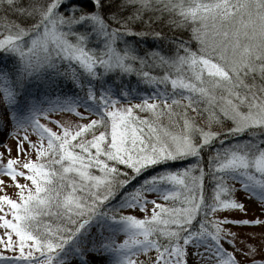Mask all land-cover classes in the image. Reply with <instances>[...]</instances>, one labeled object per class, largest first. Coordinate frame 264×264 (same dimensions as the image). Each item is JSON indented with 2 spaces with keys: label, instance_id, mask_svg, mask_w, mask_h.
I'll return each instance as SVG.
<instances>
[{
  "label": "snow or ice",
  "instance_id": "1",
  "mask_svg": "<svg viewBox=\"0 0 264 264\" xmlns=\"http://www.w3.org/2000/svg\"><path fill=\"white\" fill-rule=\"evenodd\" d=\"M63 4L0 0V52L18 64L0 69L13 89L3 90L0 120L19 138L18 155L0 153V165L34 186L17 181L18 199L0 195V264H139L133 255L150 250L151 264H264V232L241 240L225 226L264 220L218 215L246 212L250 194L264 215V0ZM182 27L195 49L171 34ZM127 36H150L156 46L139 49ZM110 72H135L154 91L121 103L131 93L106 82ZM30 78L59 94L20 99L15 89ZM68 80L79 95L60 92ZM57 111L78 119L53 120ZM25 143L40 159L20 160ZM187 157L194 162L185 168L169 167ZM149 203L142 218L122 211L147 212Z\"/></svg>",
  "mask_w": 264,
  "mask_h": 264
},
{
  "label": "trees",
  "instance_id": "2",
  "mask_svg": "<svg viewBox=\"0 0 264 264\" xmlns=\"http://www.w3.org/2000/svg\"><path fill=\"white\" fill-rule=\"evenodd\" d=\"M73 3H77V4H80V6L88 8L89 6H91L92 0H64L63 7L64 8L70 7ZM65 14H67V13L65 12ZM171 34H173L175 36L183 37L184 40H187L188 41V44H187L188 47H192L193 49H195L197 47V41L192 36L191 28L182 27V28H178V29H173ZM125 39L128 40L130 43H136L137 41H139V49H142V50H147L150 47L156 46V43L153 41L152 37H150V36L147 38V40L141 39L140 37H133V36H127V37H125ZM98 46H99L98 42H93L89 45V47H94V48L98 47ZM143 54H144L143 51H139V55H143ZM16 67H18L16 57H14L11 54L0 52V69H5L11 73L14 71V69ZM144 71H151L155 75H162V72H160L158 69L144 68ZM117 77H119V78H117ZM107 81L114 82L117 87H120L122 85L123 87L121 88V93H123V91H128L131 93V96L129 97L128 100H124L121 96L120 97L121 103H128V102L137 103V102H139L138 98H143L144 94L151 95L152 92L154 91L152 86L140 83L139 82L140 77L137 76V74L135 72L124 73V74L110 72V73L106 74V82ZM5 88H8L10 91L13 90L11 81L5 82L3 80H0V98H2L3 90ZM15 91L20 93V97H19L20 99H23L29 93L33 94L37 99H40L41 97H43L46 100L51 99L53 97H56L59 94L54 89H47L46 90L43 81L40 79H35V78H30L26 82L23 91H21V89H19V88H16ZM60 92L64 93L67 96H70V97L79 95L78 91L75 89V87L73 86V84L70 80L64 81V87H62L60 89ZM49 93H51V95H49ZM4 108H5V105L0 104V113L4 112ZM77 111H85L84 105H82V104L79 105V107L77 108ZM57 112H62V111H57ZM52 114L53 113H51L50 115H52ZM137 114L147 115V113L144 111H140ZM198 122L201 124L207 123L206 117L205 116H199ZM8 123H9V121H7L6 119L0 120V132H1V130H5L6 131L5 133L9 132V131H7ZM244 139H247V137H244ZM29 159L38 160L40 158H38L35 154L34 156L30 157ZM193 162H194V159L191 157L181 158L178 160L170 161L169 167H171L173 169L185 168L187 165L192 164ZM95 174H99V173L97 172ZM142 178L143 177L141 176L140 179H142ZM152 194L157 195L156 193H152ZM150 195L151 194H149V199H150ZM251 195L253 197H256L257 199H260L258 194H251ZM164 203H165V201H164ZM169 206H172L170 202H169ZM146 207H147V205H146ZM131 210L132 211L133 210L139 211V210H143V208H125V209H122V211H124L125 213H130ZM41 225L43 227V221H41ZM93 230H95V229H93Z\"/></svg>",
  "mask_w": 264,
  "mask_h": 264
},
{
  "label": "rangeland",
  "instance_id": "3",
  "mask_svg": "<svg viewBox=\"0 0 264 264\" xmlns=\"http://www.w3.org/2000/svg\"><path fill=\"white\" fill-rule=\"evenodd\" d=\"M51 116L53 120L67 119V120L74 122L75 120L78 119V117L76 116L74 112H67V111L55 112ZM41 122L46 123L47 121L42 119ZM49 126L55 128L54 124H49ZM212 130H217V129L213 127ZM7 131L9 132L5 133L6 132L5 130H1L0 132V153H3L4 159H6L9 155H11L13 158H15L18 155L17 150H16V144L19 138L13 132V126H12L11 121H9L8 123ZM29 138L32 140H35L37 139V136L34 132H31V130H29ZM23 147L26 150V152L19 153L20 160L23 161L26 159V157L30 158L35 155V152L28 148L27 143H25ZM7 149H10L11 151L9 152ZM21 170H24V169H21ZM24 171H27V170H24ZM0 181H2V183H0V195H8L12 199H18L19 189L16 187L17 181L21 184H27L29 187H34L33 185H31L30 180H27L25 177L17 175L15 179L13 180L11 177L7 175L6 172L3 171L2 165H0ZM241 195H243L242 192H237L236 198L239 199ZM154 197H156V195L154 194L150 195V199ZM158 202L164 203V200L160 198ZM243 202L245 204V208L247 209L246 212H243L240 210L229 209V210H220L218 212V215H220L221 218H223V215H229L231 219H243V218L255 219L256 217H259L260 220H264V215L260 214V208H259L260 202L255 200L251 194L246 196ZM152 207H153L152 204L149 203L146 207L148 209L147 212H145L144 209L139 210V211L131 210L130 213L128 214H133V215H136L138 218H142L144 215H151ZM5 210H6V205H5ZM9 218H10V214H9ZM225 226L231 227V230L236 232L238 239H241V240H243L246 236L252 237L253 235L259 238L261 232H264V224L246 225V226H239V227L236 225H231V226L225 225ZM0 234H2V229H0ZM13 239H16L14 235H13ZM123 239H124V235L120 234L118 237V240H123ZM225 247H228L229 251L232 250V248L227 244H225ZM0 251H3V249L0 248ZM154 252L155 250H150L147 253H143V252L136 253L133 255L132 258L138 261L139 264H151V260L154 259ZM7 255L11 256L13 255V252L9 251L7 252ZM255 258L256 259L260 258L259 253L257 257ZM97 259L108 261L109 256L105 255L103 257H98Z\"/></svg>",
  "mask_w": 264,
  "mask_h": 264
}]
</instances>
